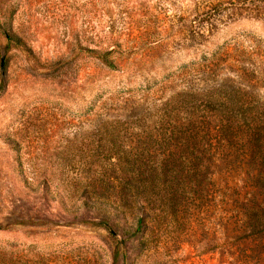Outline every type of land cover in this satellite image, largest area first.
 I'll use <instances>...</instances> for the list:
<instances>
[{
    "label": "rangeland",
    "instance_id": "1",
    "mask_svg": "<svg viewBox=\"0 0 264 264\" xmlns=\"http://www.w3.org/2000/svg\"><path fill=\"white\" fill-rule=\"evenodd\" d=\"M227 1L0 0V264H264V235L232 237L220 199L132 238L80 208L117 175L113 142L176 93L228 78L264 101V20L206 14Z\"/></svg>",
    "mask_w": 264,
    "mask_h": 264
},
{
    "label": "trees",
    "instance_id": "2",
    "mask_svg": "<svg viewBox=\"0 0 264 264\" xmlns=\"http://www.w3.org/2000/svg\"><path fill=\"white\" fill-rule=\"evenodd\" d=\"M231 9V17L242 11L264 20V0L210 3L206 14ZM105 64L114 68L108 60ZM199 85L160 106L145 128L132 131L134 142L128 147L113 139L129 131V120L114 123L112 135L105 130L104 138L113 142L107 143V156L116 159L118 172L104 177L99 196L92 184L84 187L80 208L94 212L98 222L92 225L114 238L122 228L132 238L144 233L149 220L178 218L182 209L196 216L220 199L228 206L224 211L232 237L264 235V101L254 85L228 78H205ZM134 116V121L144 118ZM14 253L4 255L5 264H14Z\"/></svg>",
    "mask_w": 264,
    "mask_h": 264
}]
</instances>
